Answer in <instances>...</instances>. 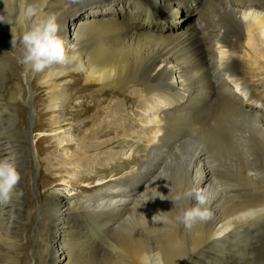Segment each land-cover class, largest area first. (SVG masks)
Returning <instances> with one entry per match:
<instances>
[{
	"label": "bare ground",
	"instance_id": "bare-ground-1",
	"mask_svg": "<svg viewBox=\"0 0 264 264\" xmlns=\"http://www.w3.org/2000/svg\"><path fill=\"white\" fill-rule=\"evenodd\" d=\"M99 1L91 2V7L83 6V17L69 26L71 0H0V157L13 156L17 169L22 173L24 148L31 154L32 150L39 148L40 139L33 146L29 142V131L25 129L27 137H21L15 127L19 113L26 111L17 110L20 107L18 102L30 105L34 95L36 107L37 101L43 102L41 118L56 111L61 116L69 114L71 120L84 116L100 119L112 110L118 112L127 108L132 100L142 107L150 101L151 106H147L150 111H147L142 124L145 127L150 125L153 132L150 137H143L146 147L142 150L139 147L141 154L138 155L130 142L143 130L130 131L129 125L124 123L112 139L101 142L94 138L80 139L77 149L64 157V164L52 171L55 176L67 174L70 164L83 168L88 166L91 158L100 160L106 156L114 163L122 156L114 157L113 148H121L122 155H127L121 163L116 162L107 170L115 174L113 182H107L110 188L106 190L79 198L70 197L71 190L67 194L54 188L46 191L45 212L36 222L38 247L33 254L38 261L47 262L48 256V264H72L67 242L90 222L92 227L103 232L104 226L105 233H112V255L120 257L121 262L137 264L140 253L158 251L165 264H180L182 253L172 250L180 249L176 238L161 237V232L165 231L161 224L164 217L160 220L158 215L153 216L168 206L171 187L192 192L193 195L187 197L192 205L196 202L195 193H205L216 187L213 183L216 177L212 179L213 170L208 166L210 160L207 162L205 150L196 147L199 140L227 152L239 162L240 167L234 174V180L230 181L231 185L239 186L248 194H264V171L254 159L257 153L264 154V116L250 102L253 95L258 99L264 97V70H261L264 67V0H146L156 13L163 16L184 10L187 15L195 13L197 18L194 24L183 26L171 22L174 16L165 15L170 22L164 24L160 20L153 21L152 14L147 13L145 27L139 26L132 17L136 14L132 9L140 0H123L100 10L91 9L99 3H114L116 0ZM29 7L34 8L37 14L29 17L26 14ZM50 14L57 16L59 34L66 38L69 59L63 65L33 73L20 62L23 52L21 36L33 22ZM131 46L137 47L135 68L124 70L121 49ZM7 71L13 77L17 76L19 81L12 85ZM33 82L37 85L33 86ZM215 82H218V92L213 85ZM134 83L142 88L132 87ZM115 89L129 91L120 95ZM144 91L150 94L137 101ZM41 92L43 95L39 94ZM217 93L227 98L226 102L217 97ZM78 94V98L83 99L79 104H73ZM208 105L211 110L207 109ZM62 121L64 119H52L50 125H57L53 132H57ZM173 123L186 126L189 131L172 130ZM46 126H49V119ZM122 132L125 134L121 135ZM160 133L162 135L158 137ZM193 135L198 138L191 141ZM22 140L27 144H21ZM164 147L167 148L166 153L162 151ZM53 160L51 158V162ZM31 169L29 172L32 174ZM89 169L90 166L86 170ZM22 178L23 174L11 201L0 205V240L14 238L18 246L24 233L19 222L20 212L24 210L31 217H36L37 213L34 200L28 198L32 205L29 208L26 205L28 182ZM78 179L81 183L93 180L86 173L79 175ZM68 182L70 185L81 184L74 179ZM231 194L227 192L220 197L225 200L222 202L224 206L241 198ZM218 201L208 200L207 207L212 216L200 225L197 222L199 236L194 234L189 240L190 252L196 248L210 249L215 242L235 237L231 235L235 232L232 227L235 224L219 217L221 205L217 204ZM137 214L141 217L133 219ZM47 223L51 225V234L46 229ZM158 225L161 236L153 232ZM156 241L159 244L156 245ZM200 241L203 242L201 246ZM165 247L171 249L166 250ZM13 253L17 254L18 248L2 253L5 258H1L0 264H22L21 257L16 255L12 261ZM219 260L222 261V257L213 256L204 264H217ZM25 261L31 264L33 260Z\"/></svg>",
	"mask_w": 264,
	"mask_h": 264
},
{
	"label": "rangeland",
	"instance_id": "rangeland-1",
	"mask_svg": "<svg viewBox=\"0 0 264 264\" xmlns=\"http://www.w3.org/2000/svg\"><path fill=\"white\" fill-rule=\"evenodd\" d=\"M71 1H72V3H71V7L69 9V12H68V17H70V14H71L72 18L69 21V26L72 25V22L74 20H78L79 18L83 17V14L85 13V10L81 9L83 6L88 5L91 7V2H94V0H79V1L71 0ZM105 1H107V0H100L99 2H105ZM120 1H123V0H116L114 3H111V1H110V3H108V4L99 3V4L95 5L94 7H92L91 9L96 8L97 10H100V9H103L104 7H108L112 4H115V3L120 2ZM164 13H166V12H164ZM165 15L167 17L168 16H174V18L171 22L173 24H182L183 26L194 24L195 20L197 18L195 13H193L191 15H187L184 12V10H180L178 12H169L168 14H165ZM234 46H237V43ZM121 58H122V68L124 70H134L135 60L137 58V47L131 46V47L122 48L121 49ZM261 70H264V67H262ZM9 74H11V72L7 71L8 80L10 81V83L12 85L15 82L19 81L17 76L13 77V74H11V75H9ZM36 85L37 84L35 82H33V86H36ZM78 87L80 88L81 86L78 85ZM132 87L142 88L141 85L136 84V83L132 84ZM95 89L98 90L97 88H95ZM114 91L120 95H124V94H128L129 90L127 89L124 91H119V90L115 89ZM43 93L44 92H41L39 94L43 95ZM90 93H91V91H90ZM90 93H88V94L90 95ZM147 94L149 95L150 93L147 91H144L141 95H139L137 101H141L144 98H146ZM79 95L80 94L75 96V98H74L75 100H74L73 104H79L82 101L83 98H78ZM36 97L39 98L40 96H36ZM34 100H35V95L31 101L30 105H26L22 101L18 102V105L20 107H18L17 110L23 109L26 111H24L23 113H19L15 127L20 132L21 137H25V138L27 137L26 133L24 132L25 129L29 131V133H28L29 134L28 137L30 138L29 142H31L33 144V146L35 144H37L36 141L38 139H40V146L38 145L39 148H35L34 151L32 150L31 151L32 154L29 153L28 150L24 148V150H23L24 157H25V159H24V171L21 173V174H23V178H24V179L23 178L22 179L26 183L28 182V184H27L28 189H27V192L25 194L26 205L28 206V208L30 205H32V203L29 201L28 198H30L32 201L34 200L35 201L34 204L37 206V213L35 214L36 217L35 216L31 217V214L30 215L26 214V211H24V210H22L20 212L21 216L19 217V220L20 219L21 220L19 222L22 223L21 229L24 231L23 236H21V238H22L21 239L22 241H20L21 244H20V246H18V244L16 242H14V238L1 239L0 240V260H1V258H5V256H2V253H6L7 250L10 252H13V249L18 248L19 254L13 253L12 254V261L14 259V256L16 255L18 257H21L22 262H23L22 264H27L25 259H28V261L33 260L31 262V264H48L47 263L48 262V256H47V262L46 261H38V259H36L35 255L33 254V251L38 247V242L36 241V238L38 236V230H37L36 222H37V219L39 218V215L44 214V212H45V198L47 197L46 191H49L50 189L54 188L56 190H59L60 193H62V194L63 193L67 194V192L69 190H71V191H73V193L70 197L79 198V197H82V196L87 195V194H92V193H96V192L101 191V190H106V189L110 188L109 187L110 185H107V182L108 181L113 182L114 174H115L114 172H108L107 170L110 169L111 165L115 164L116 162L118 163L120 161V163H121L122 160L127 158V155L126 156L122 155V149L121 148H113V149H111V152H112L114 157H116V156L121 157L122 156L121 158H118V160L114 161V163L112 161H110L111 159L109 157L106 156L100 160L97 159L99 161H97L96 158H91L90 159L91 161H89V164H88V166H90V169L88 171L86 170L88 166H84L82 168V167H75L73 164H70V167L67 171L68 172L67 174L66 173L65 174L59 173L58 175L55 176L54 175L55 172L53 173L52 171H54L55 169H57L58 167H60L61 165L64 164V160H65L64 157L71 155L75 151V149H77L76 146H77V143L79 142L80 139H82V138L83 139L94 138L95 140H97L99 142L112 139L117 135L118 131L121 128V125H123L124 123H127L129 125L130 131H136V130L142 131L143 130L142 132H139L140 134L138 135V138H136L130 142V143L134 144L132 146H135L133 148H135V150L138 151V155L141 154L142 153L141 150L146 147V145L144 143L146 141V139L143 138L144 135L146 134V130H145L146 127L142 124V122H143V118L150 111L149 107L151 106V103L149 101V103L147 102L148 105L146 103V105L142 107L141 105H135L134 104L135 101L132 100L133 103L130 102L127 108L120 110L118 112L115 110H112V112L107 114L106 117H104L106 115L105 114V115L101 116L100 119H95L93 116H84V117L78 118L76 120L75 119L71 120L69 114L65 115V113H64L61 116V115H58V112H56V111L49 112L48 116H43L41 118L40 117L41 113H42L41 111L42 110L44 111V109H42L43 108V106H42L43 102L37 101L38 106L36 107ZM65 103L66 102H64L63 104H65ZM147 106H149V107H147ZM33 109H34V113L32 114ZM260 115L263 116L261 113H260ZM47 119H49V126H46L47 125ZM52 119H56L58 121L64 119V122L62 121V123H61L62 125L61 124L58 125V127H60V128L57 129V132L55 131L56 133L53 132V129L57 125H50ZM174 128H178V129L180 128V129H184V130L189 131V129L186 126L178 125L176 123H173L171 125V129L173 130ZM196 128L200 130V127L197 125H196ZM55 134L57 136H55ZM124 134L125 133L122 132L121 135H124ZM45 136L47 138L43 139V137H45ZM193 137H194V139L192 138L191 141H194L196 138H198L195 135H193ZM135 140H138V142L134 143V142H136ZM139 141H143V142H141L142 144L139 143ZM20 142L23 145L26 143L24 140H22ZM67 142H70V145ZM196 144H197L196 147H198L200 150H203V151L205 150L204 152L206 153V157H208L207 162L210 160L208 162V166L210 168H212V170H213L214 176H212V179H214L216 177L213 180L214 187L216 186L215 187L216 189L215 188H214V190L209 189L204 194L207 196L208 200L209 199L211 201L219 200L217 202V204L220 203L219 205H221L219 207V212H220L219 217L221 219L229 220L230 222L235 224L232 226V227H234L235 232L231 234L235 237L226 239L225 241H219L217 243L215 242L211 245L213 248L211 247L210 249L209 248H207V249L199 248V250H198L196 248L195 250H192L191 251L192 253H191L189 251V249H192V247L189 245V240L191 239V237L194 234L199 236L197 226L200 225L199 224L200 222H198L199 225H197V223L193 224L194 227L192 226V227H190L191 228L190 229L189 227L184 226V224H182V222H180L176 219L178 216H182L183 211L186 208L190 207V205H192L187 200V197H185L181 200H178V201H174V203L172 202L173 200H170V199H174V197L177 194H179L180 192H181L180 194L186 193V192H184L185 190L178 188V187H171L172 189L169 188L172 191L170 192V195L168 197V201H169L168 206L161 209L159 211L160 213L157 214L158 218H161L160 220H162V217H164L161 224H162V229L165 228V231L161 232V235H162L161 236L159 231H158L160 229V226L158 225V226L153 228V232L156 235L159 234L158 236H161V237L167 235L166 237L171 238V236H172V237L176 238L180 249L176 247V248H173L172 250H174V251L178 250L180 253H182L183 261L180 264H183V263L184 264H204L207 260H211L213 258V256L222 257V261L221 260L217 261L216 262L217 264H264V217L245 221V220H242L240 218V215H239L245 209L257 207L259 205H264V196H263L264 194L262 195V193H261L262 196L261 195H255V194H248V193H245L242 189H240L239 186L236 187V186L231 185V182L234 180V174L236 173V171L240 167L239 162H237V160L234 157L228 156L227 152L216 150V148H214L211 144H209L206 141L199 140ZM139 147L141 148V150ZM163 149L164 150L166 149L165 151L162 150L163 152L166 153L167 148L164 147ZM103 152H105V151H103ZM34 153L36 155H34ZM263 155H264L263 153H259V154L257 153L254 157L255 162L257 160L256 164L260 168H262V171H264V156ZM51 158H54L53 162H51ZM219 158H220V160H219ZM222 160L225 161L224 162L225 164L223 163ZM49 161H50V163H48ZM220 161H222V164ZM45 162H47V163H45ZM233 162H236V163H233ZM217 164H220L221 167ZM223 164L225 166H223ZM226 164H227V166H226ZM210 165H213V166H210ZM214 165L216 167L217 166L218 167L216 168ZM228 165L230 168L228 167ZM30 166H32V167H30ZM161 168H160V170H161ZM219 168L221 171L218 170ZM221 168H223V169H221ZM224 168H226V170H224ZM227 168H229L230 170ZM29 169H31L32 174L29 172ZM214 169H216V170L214 171ZM231 172H233V173H231ZM82 173L89 174L93 178V180L89 181L88 183H86V182L81 183L78 178H79V175H82ZM217 173H219V174H217ZM222 173H224V174H222ZM216 175H218V178ZM219 177H220V179H219ZM224 177L227 179H224ZM73 179L76 181H79V183H81V184L80 185H70V183L68 181L73 180ZM33 180L35 181V183ZM42 182H43V184H42ZM62 182H64V184ZM67 184H69V185H67ZM225 184H227V185H225ZM210 190H211V192H210ZM182 191H183V193H182ZM227 192L229 195L232 193L231 195H236L237 197H241V198H239L234 203H227L228 205L224 206V204H222V202L223 201L225 202V200H224V198H220V197L224 196L225 193H227ZM263 192H264V190H263ZM222 193H223V195H222ZM210 197H213V198H210ZM182 200H183V202H182ZM208 205H206V206H208ZM162 210H163V212H162ZM180 212H181V214H180ZM161 213H163V214H161ZM171 215H173V216H171ZM139 216L140 215L137 214V216H133L132 218L133 219L139 218ZM46 229L51 234L50 223H47ZM102 230H103V232L100 231L99 229L95 228V227H92V223L87 222L84 225V227H82V229L80 228L79 233H76L75 237H73V236L70 237V240L67 242L68 243L67 245H68L70 252H71V255H72V259H73L72 264H130L129 262L128 263L121 262V261H119L120 257L116 258L112 255L114 253L112 250V247L110 245V240H111L110 238L112 236V233H105L106 228L104 226H103ZM171 232H172V234H171ZM163 233H166V234L163 235ZM85 234H87V235H85ZM48 240H49V238H48ZM2 241L6 242V244L2 243ZM96 241H97V243H96ZM201 242L202 241H200V243H199L200 246L203 243V242L202 243ZM222 242H223V244H222ZM155 243H156V245L159 244V243H157V241ZM229 243H230V245H229ZM7 246H9V247H7ZM88 249L91 251H89ZM165 249L169 250L171 248L169 247V249H167V247H165ZM32 256L34 258H32V260H31ZM8 259L9 258H7V261L10 262V259L9 260ZM122 259H124V258H122ZM163 259H164V257H163ZM164 262H165V260H164Z\"/></svg>",
	"mask_w": 264,
	"mask_h": 264
},
{
	"label": "clouds",
	"instance_id": "clouds-1",
	"mask_svg": "<svg viewBox=\"0 0 264 264\" xmlns=\"http://www.w3.org/2000/svg\"><path fill=\"white\" fill-rule=\"evenodd\" d=\"M26 14L31 17L37 13L34 8L29 7ZM59 33L60 25L55 14L33 22L23 31L21 36L23 52L20 62L25 65L26 70L41 73L68 61L67 41ZM20 182L21 173L17 169L14 157H0V205H7L11 201ZM192 195V192L177 194L172 202ZM158 197L162 199V196ZM195 201V204L183 211L182 216L176 218L189 228L197 222H206L212 216L209 207L206 206L208 198L203 191L195 193ZM239 215L245 221L264 217V205L245 209ZM137 264H164V259L158 251H144L138 256Z\"/></svg>",
	"mask_w": 264,
	"mask_h": 264
}]
</instances>
